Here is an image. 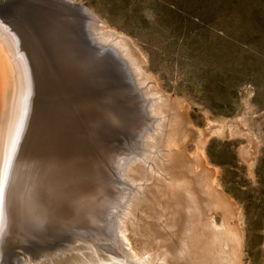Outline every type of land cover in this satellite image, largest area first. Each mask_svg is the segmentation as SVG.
<instances>
[{
    "label": "rangeland",
    "instance_id": "rangeland-1",
    "mask_svg": "<svg viewBox=\"0 0 264 264\" xmlns=\"http://www.w3.org/2000/svg\"><path fill=\"white\" fill-rule=\"evenodd\" d=\"M70 1L83 6L104 24L107 31L126 41L127 53L136 61L146 79V91L159 98L158 112L164 120V133L159 149L166 163L163 170H166L167 174L162 170L164 179L159 183L151 181L148 197L133 205V215L123 223L125 239L133 252L140 253L142 249L149 254L165 252L169 254L168 264H200L199 259H193V256V261L189 260L191 262L174 257L181 238V220L176 217L173 223L177 225H171L170 228L174 226L171 230L166 229L161 219L163 210L168 205L171 206V198L168 200L165 187L173 181L179 183L180 180H186L191 183L192 179L198 178L202 182L200 187L196 184L189 189L206 190L213 195V199L220 198L221 202L218 204L222 203L214 208L203 207L207 214H204L206 217L203 218L207 220V223L204 221L206 226L199 223L198 219L196 224L192 225L195 226L193 233L200 243L198 246H202L199 248L204 249L203 245L208 242V250L212 249L211 254L210 251L208 253L207 264H264V0ZM57 6L59 11H56L59 13H55L57 8L54 7V16L57 15L66 26L68 25L65 26L68 31L69 23L63 15L69 16L72 29L89 41V36L86 37V19L79 21L78 16L71 15L61 4ZM50 22L53 26L45 27L47 31L42 34V39L41 35L35 32V50L25 35L27 51L23 49L21 53L25 56L26 51L28 58L33 57V68L37 66L47 86L49 83L45 81L44 76L49 77L53 73L51 65L56 71L58 68L62 69L71 52L68 37L55 32L54 19H49L48 23ZM118 56L126 67H130L128 58L126 60L123 56ZM126 75L129 78L128 74ZM86 85V91L90 92L91 85ZM72 86L75 88V80ZM136 88L134 90L144 99V89L142 91L140 87ZM63 91L64 88L60 95L56 93L59 98L62 97ZM86 95L90 101L88 93ZM30 96L28 101L34 100L29 103L35 109L34 114L42 113L50 107L48 104L52 95L49 91L47 93L44 90L37 97ZM123 96L120 93L112 96L105 93L97 109L99 116L85 98L82 100L84 108L95 118L91 127L96 133L94 137L91 134L90 140L96 146V153L90 163L89 173L90 177L93 176L91 183H87L88 177L84 178L80 183V194L78 189L61 194L63 215H67V218L73 215L75 218L65 222V217L51 226L48 219L52 215L36 212L42 206L44 212L47 204L37 205L34 202L36 204L33 203V207L28 206L32 210L30 216L32 220H37L36 222L42 220L45 226L49 225L47 232L40 234L37 231L36 234L35 231L31 233L29 230L21 233L20 229L10 231L12 235L8 230L2 232L0 264H10L30 252L38 253L37 250L54 248L56 245H64L69 240L85 236L91 240H101L102 245L108 244L105 239L113 232L115 214L120 209L121 193L125 194V184L115 173L120 162L118 159L125 158L133 152L132 150L137 149L143 125L146 126L142 100L137 103L136 113L135 110L133 112L135 105L125 101L127 97ZM37 100L40 107L37 106L38 102L35 105ZM123 101L127 104L124 102L122 108L120 105ZM117 105L121 109H116ZM129 106L130 108H125ZM46 111L42 114L41 125H38L32 134L29 130L22 139L20 138L19 142L24 144L22 152L20 151V161L29 157L32 151L40 155L39 150H42L43 155L49 148L53 149L54 107L48 109V114ZM104 111L108 113L105 115ZM98 120L105 123H100L101 130L100 126H95ZM48 122L51 123L50 126ZM110 144H115L116 150H109ZM35 145L40 149L34 148ZM100 156L104 157L103 160ZM66 161L67 158H64L58 165ZM178 164L181 168L185 167L182 172L172 170L178 167ZM186 167L192 171H186ZM103 168H110L111 172L114 170L115 176L105 179L108 188L112 187L110 183H113L114 192L111 190L104 193L101 188L100 193L96 188L95 177L102 174L99 170ZM117 182L122 187L121 190ZM118 191L121 192L117 193ZM33 193L36 194L35 188ZM46 219L48 221H45ZM60 224L62 226H59ZM41 230L40 227L39 231Z\"/></svg>",
    "mask_w": 264,
    "mask_h": 264
},
{
    "label": "bare ground",
    "instance_id": "bare-ground-1",
    "mask_svg": "<svg viewBox=\"0 0 264 264\" xmlns=\"http://www.w3.org/2000/svg\"><path fill=\"white\" fill-rule=\"evenodd\" d=\"M57 4H61L65 7L71 15L75 14V16H78L79 21L83 22V20L86 19L88 29L86 37L89 36V41L85 36L80 37L79 32L72 29L70 26L72 20L69 16L63 15L68 21L66 22L69 23L70 32L66 29L68 25L66 26L64 24L65 22L63 23L62 19L57 17V15L54 16L52 11H54V7H58ZM56 10H58V8L55 9V13L58 14L59 10ZM47 17H49V19H54L55 32H60L62 36L66 35L71 45V52L62 67L65 72H63L61 68H55L57 72L51 65L50 69L53 75L51 74L49 77L46 75L44 76L45 81L49 83L48 86L43 78H41L42 73L37 69V66L35 65L33 68V57L31 59L28 58L26 53L28 45L26 46V42H24L26 41L24 39L26 35L27 41L30 42L31 45L33 44V50H35L34 44L37 43L35 32L41 35L40 38L42 39V34L47 31L45 27H49L50 25L53 26V23H48L49 19ZM80 24L82 23L80 22ZM75 40L80 42L77 43ZM125 42L126 41L122 38H117L115 34L107 31L104 24L92 14L88 13L83 6L73 3L70 0L0 1V235L2 232H7V230L9 231L8 233H10V231L15 232L17 229H20L21 233L31 230V233L34 231L36 233L38 231L40 234H45L49 225L45 226L42 220L38 222H36L37 220H32L30 216V211L32 210H30L28 206H32L34 202H36L37 205L47 204L49 208L46 206L44 212L42 211L43 206H40L41 208L36 210V212L40 211L39 214L42 215H52L48 220H50L51 226H54V222H59L67 216L62 213L64 207L63 202H61L62 192L70 193L78 189L80 194L79 187L84 178H89L87 183H91L93 180V176L91 175L90 177L89 169L94 153H96V150H94L96 146L90 140L96 133L93 127H91L95 118L84 108L82 101L84 98L86 102L92 105L96 115L99 116V113L97 114V109L102 102L101 99L105 97V93L111 96L120 93L122 96L125 95V97H127L125 101L128 100V103L131 105L133 103L135 107L138 101L141 102L142 100L143 109H145L144 115L146 116L144 117L146 126L143 125L144 128L141 131L140 145L137 146L136 150H132L133 152L125 158L118 159L120 162L118 170H116L115 173L116 177L125 184V187L123 186V189L125 188V194L121 193L120 209L115 214L113 232L105 239L108 244L102 245L100 244L101 240H91L87 236L75 238L69 240L64 245H56L54 248L48 247L47 249L37 250L39 251L38 253H25L26 255L20 260L17 259L10 264L169 263V254H165V252L162 254H149L144 251L145 249H142L140 253H134L124 236L125 226L123 223L124 221L127 222L131 215H133L135 211L134 206L137 201L148 197L149 191L151 192V181L159 183V181L164 179V172L165 175L167 174L166 170H163V168L166 167V163L159 149L160 139L163 138L162 133H164L162 132L164 130V120L160 117L161 113L158 112L160 108L157 106L160 103L158 102L159 98L153 97V95L146 91V79L143 73L141 74L136 61L127 53ZM23 49L26 50L24 53L25 56L21 54L24 51ZM118 54L125 59H129L127 62H129L130 67H126L124 61L120 59L121 57L119 58ZM126 74H128L129 78H127ZM74 80L75 88L72 86ZM130 81L133 85H131L132 83H130ZM86 83L91 85L90 92L86 91ZM136 87H140L142 91L144 89L145 101L141 99L140 95L134 90L137 89ZM63 88L65 91H63L62 97L59 98ZM42 90H45L47 93L49 91L52 95L48 104L50 107L45 110H47L46 112L48 114V109L54 107V147L53 149L49 148V151L46 149L48 152H43V155L41 152L42 150H39L40 155H38V152L32 151L30 155L28 154L29 157L20 161V151L22 152V148L24 147V144L19 142L20 138L22 139V136L26 135V132H29V130L32 134V132L37 129L38 125H41V117L45 111L44 110L42 113L36 112V114H34V107L29 105V103H31L30 101L34 102V100L29 99L28 101V98L30 95L34 97L41 95L43 93ZM53 90L55 95L53 94ZM86 93L90 96V101L87 99ZM53 95H57L56 99L58 101L56 99L54 100ZM125 101H123V103L121 102L122 104L120 107H124ZM112 103L114 104L116 101H112ZM36 104L40 107L39 100L36 101L35 105ZM114 106H111V108ZM120 107L117 105L116 109ZM140 107H142V105H140ZM125 108L128 109L130 106ZM137 108L138 107L135 109L133 107V112L135 110L137 113ZM106 112L104 111L105 115L108 113ZM101 113L100 116L102 115ZM33 114L35 116H33ZM137 115H139V113ZM44 117L43 119H45ZM106 117L108 118V116ZM104 118L101 119L103 122ZM103 122H99L98 120L97 123L95 122V126H100L101 130L102 126L100 123ZM50 124L51 123H49V126ZM42 129L44 128H41V130ZM44 134L43 132V135ZM39 141L41 140H38V142ZM47 142L49 141L47 140ZM34 148L40 149L37 146ZM111 149L116 150L115 144L113 146L110 144L109 150ZM105 150H107V148ZM100 157L101 159L104 158L103 156ZM64 158H67V161L58 165L59 161H62ZM158 166H160V168ZM183 168L185 169V167L181 168L178 164V167L176 166L172 170L181 171ZM187 169L189 170V168L186 167V171H188ZM99 171L102 174L95 177V179H97V190L100 193L102 189L104 193L107 191L109 193L111 190L114 192L113 183L109 182L111 181V176L114 175V170L111 172L110 168L109 170L103 168V170ZM191 173L192 172L189 174ZM108 177L110 178L108 182L112 186L110 188L107 187V181L105 180ZM185 181L180 180L179 183H174L173 181L170 185L165 187L167 188L166 195L169 197L168 200L171 198V206L168 205L165 210H163L161 219H163L166 229L174 227L172 226L170 228V226L174 224L173 222L176 217L181 220L180 225L182 223V231L179 235L181 236L179 240L180 243L174 254L176 259H182L187 262L192 260L191 257L193 256V259H199L200 264H207L206 260L208 259L207 256L210 251V249L208 250L207 248L208 242L205 244L206 247L203 245L204 249L201 250L200 248L202 246H198L199 240L197 241L198 238L195 237L193 233V230H195L193 228L195 226L192 227V225L198 219L199 223L202 225L205 224L206 226L207 220L205 221L203 218L204 216L206 217L207 214L205 210H203V207L207 209L209 207L214 208L217 207V204L221 201H219L220 198L213 199V195L201 188L200 191H191L189 189L190 186H195L196 184L199 186L201 182L200 179H192V185L188 181ZM117 185L120 187L118 182ZM34 188L36 194L33 193ZM121 189L122 187H120V190ZM146 190L148 192H146ZM119 192L121 191L117 193ZM221 204L222 203L218 204V206H221ZM72 218L74 219L75 217L69 215L64 221H69ZM48 220L46 219L45 221ZM61 224L59 226H62ZM174 225L176 226L177 224ZM40 227L42 228L41 231H39ZM61 229L63 228H60V230ZM66 229L68 230L67 227ZM1 240L2 238L0 236V241ZM163 242L165 241L163 240ZM5 247H8L7 243ZM210 247L212 248V246H209V248ZM209 259H211V257H209Z\"/></svg>",
    "mask_w": 264,
    "mask_h": 264
},
{
    "label": "water",
    "instance_id": "water-1",
    "mask_svg": "<svg viewBox=\"0 0 264 264\" xmlns=\"http://www.w3.org/2000/svg\"><path fill=\"white\" fill-rule=\"evenodd\" d=\"M106 245V244H105Z\"/></svg>",
    "mask_w": 264,
    "mask_h": 264
}]
</instances>
